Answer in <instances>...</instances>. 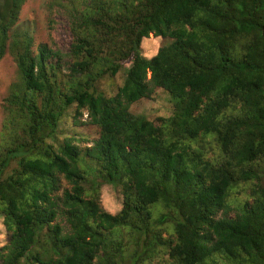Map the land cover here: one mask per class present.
<instances>
[{
  "label": "trees",
  "instance_id": "obj_1",
  "mask_svg": "<svg viewBox=\"0 0 264 264\" xmlns=\"http://www.w3.org/2000/svg\"><path fill=\"white\" fill-rule=\"evenodd\" d=\"M22 2L0 0V58ZM53 7L71 19L67 75L51 68L61 54L45 43L32 54L16 29L24 48L3 104L0 264H264V0ZM150 34L170 41L147 58ZM117 74L108 95L99 84ZM155 88L169 96L168 116L129 110ZM67 117L99 129L91 145L61 129ZM105 184L118 190L115 213L101 204Z\"/></svg>",
  "mask_w": 264,
  "mask_h": 264
},
{
  "label": "rangeland",
  "instance_id": "obj_2",
  "mask_svg": "<svg viewBox=\"0 0 264 264\" xmlns=\"http://www.w3.org/2000/svg\"><path fill=\"white\" fill-rule=\"evenodd\" d=\"M50 2L52 0H23L16 17L18 25H11L8 30L12 34L6 39L4 52L0 58V135L4 132L3 122L6 114L3 104L9 96L10 85L19 80L16 57L24 48V44L17 35L16 29L23 33H27L28 31V37L31 38L30 48L32 54L39 43H45L53 51H57L62 55L59 60H57V56L49 59L51 68L52 66H58L60 71L58 73L61 75H67L70 72L71 62L66 54L69 52L72 42L71 19L62 8L53 7V10L49 11L47 7ZM151 37L154 39H150ZM12 41H16V43ZM169 41V39L154 37L150 34L148 38L141 40V54L150 58L156 54L160 47L168 44ZM121 84L122 75L117 74L113 78L102 79L99 85L106 94L113 95ZM73 110L74 105L69 108V113ZM129 110L134 114L144 115L150 120L157 121V117L168 116L170 114L171 102L168 94L163 89L155 88L151 98H143L132 103ZM81 119H86V112L83 113ZM72 123L71 117L63 118L60 121V127L67 133L75 134L77 138H80L81 141L79 143L81 145H91V140L97 136L99 129L90 126L89 123L80 124L76 127H73ZM83 137L90 140L85 141ZM13 166H15V162H12L11 167ZM241 195L239 197L243 198L244 193ZM101 204L109 212H117L121 206L118 190L111 185H103L101 188ZM5 243L6 232L0 220V247Z\"/></svg>",
  "mask_w": 264,
  "mask_h": 264
}]
</instances>
